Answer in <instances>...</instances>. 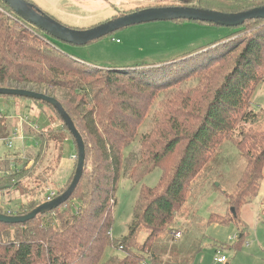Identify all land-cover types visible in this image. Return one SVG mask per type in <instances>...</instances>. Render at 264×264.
I'll use <instances>...</instances> for the list:
<instances>
[{
    "label": "trees",
    "instance_id": "16d2710c",
    "mask_svg": "<svg viewBox=\"0 0 264 264\" xmlns=\"http://www.w3.org/2000/svg\"><path fill=\"white\" fill-rule=\"evenodd\" d=\"M195 1L194 8L226 14L264 7V0ZM231 30L228 37L169 65L101 69L61 52L56 40L0 0V87L43 90L55 98L85 148L82 177L64 205L24 224L0 223V264H185L183 258L193 259L201 251L199 243L189 239L187 247L169 248L164 238L169 243L177 240L175 233L180 231L173 226L193 182L227 141L244 158V169L233 190L221 192L231 217L212 214L210 221L241 224L237 212L257 197L264 178V129L253 128L261 111L250 108L264 77V20H250ZM238 33L245 36L236 38ZM195 71L196 76L189 75L195 85L184 91L176 88L186 73ZM167 92L162 112L151 119V128L140 135L133 152V141L154 100ZM4 164L0 161V166ZM155 169L161 171L158 184L141 187L126 235L112 239L119 179L138 184ZM18 173L0 176V192ZM46 201L0 213L22 216ZM241 239L242 235L239 243ZM107 248L120 249L122 256L105 259Z\"/></svg>",
    "mask_w": 264,
    "mask_h": 264
},
{
    "label": "rangeland",
    "instance_id": "374dc122",
    "mask_svg": "<svg viewBox=\"0 0 264 264\" xmlns=\"http://www.w3.org/2000/svg\"><path fill=\"white\" fill-rule=\"evenodd\" d=\"M24 1L59 24L78 31L144 8L198 6L195 0ZM232 32L231 28L193 21H157L115 31L85 46H73L57 40L54 43L61 52L97 68H144L169 65L177 58L228 37ZM244 33H238L236 38H242ZM224 69L229 70L230 66L226 65ZM190 73L184 75L182 82L176 85L177 89L184 91L195 85L192 77L196 76V71ZM193 74L194 76H189ZM37 92L44 94L43 90ZM169 94L167 92L163 97L159 94L154 100L149 117H146L133 141V152L138 149L140 135L151 128V119H154L157 112H162L160 105ZM4 104L7 109H4ZM250 108L255 112L261 111V117L253 128L264 129V77L253 92ZM0 118L8 131L19 130L22 137V141L13 143L12 150L6 149L2 140L0 141V156H6L4 160H0L5 163L0 166V176L19 172L13 177L12 185L0 192L1 211L15 213L29 204L43 201L47 199L49 189L64 191L74 175L77 152L68 131L55 112L44 104L27 99L0 98ZM244 164V158L238 154L232 142H224L213 162L193 182L187 202L173 226L174 230L180 231V239L169 243L164 238V244L169 248L187 247L189 239L199 243L201 251L193 259L192 255L183 258L185 264H213L214 259L219 256L217 251L227 259L225 264H264V212L259 207L264 199V178L257 197L237 212L241 224L210 221L212 214L231 217L230 208L221 192L233 190L243 172ZM160 178L161 171L155 169L138 184L123 177L119 179L115 191L116 205L113 208L112 239L118 240L126 235L141 187L153 188ZM72 202L77 203L75 199ZM240 235L242 239L239 243ZM120 252V249L112 251L107 248L104 257L106 259L112 254L121 257Z\"/></svg>",
    "mask_w": 264,
    "mask_h": 264
},
{
    "label": "water",
    "instance_id": "95a60500",
    "mask_svg": "<svg viewBox=\"0 0 264 264\" xmlns=\"http://www.w3.org/2000/svg\"><path fill=\"white\" fill-rule=\"evenodd\" d=\"M1 1L5 3L20 19L46 33L54 40L73 46H85L110 35L115 31L134 25L157 21H193L210 23L215 26L225 28H237L250 20H264V7L232 14H226L213 10L197 9L193 7H160L144 8L136 12L114 18L99 26L78 31L59 24L57 21L45 15L32 4L24 0ZM0 96L22 98L49 105L56 111L67 131L72 136L77 152V164L73 178L61 195L36 206L29 213L22 216L4 215L0 213L1 224H24L34 220L39 215H44L58 209L71 198L83 174L85 164V148L81 135L55 98L31 90L2 87H0Z\"/></svg>",
    "mask_w": 264,
    "mask_h": 264
},
{
    "label": "built area",
    "instance_id": "2783aa9c",
    "mask_svg": "<svg viewBox=\"0 0 264 264\" xmlns=\"http://www.w3.org/2000/svg\"><path fill=\"white\" fill-rule=\"evenodd\" d=\"M19 130H14L13 132L10 133H3L2 138L0 139V141L2 140V143L4 144L5 148L8 150H12L13 149V143L17 142V141H22V137L19 134ZM48 193V198L47 201L52 200L53 198H55L56 192L54 189H49L47 191ZM260 209L264 212V199L261 200L260 205H259ZM111 235V233H110ZM175 237L178 239L180 238V233H175ZM218 255L215 259H214V263L213 264H225L227 262V259L225 258L224 255H221V253L219 251H217ZM139 264H151L150 262L147 261H142Z\"/></svg>",
    "mask_w": 264,
    "mask_h": 264
},
{
    "label": "crops",
    "instance_id": "0c3cea01",
    "mask_svg": "<svg viewBox=\"0 0 264 264\" xmlns=\"http://www.w3.org/2000/svg\"><path fill=\"white\" fill-rule=\"evenodd\" d=\"M3 107H4V109H7V105H6V104H4ZM3 123H5V122H3ZM3 123H2V124H3ZM3 125H4V124H3ZM6 132H7V133H10V131L7 130V127H6V126H3V133H6ZM1 144H2V143H1ZM5 150H6V149H5ZM7 151H8V150H7ZM5 157H6V156L3 154V156H0V160H4ZM6 159H8V158H6Z\"/></svg>",
    "mask_w": 264,
    "mask_h": 264
},
{
    "label": "flooded vegetation",
    "instance_id": "af4514ba",
    "mask_svg": "<svg viewBox=\"0 0 264 264\" xmlns=\"http://www.w3.org/2000/svg\"><path fill=\"white\" fill-rule=\"evenodd\" d=\"M114 19V18H113Z\"/></svg>",
    "mask_w": 264,
    "mask_h": 264
}]
</instances>
